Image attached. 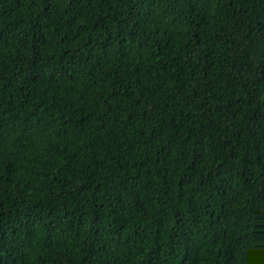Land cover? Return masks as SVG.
<instances>
[{
  "label": "trees",
  "instance_id": "1",
  "mask_svg": "<svg viewBox=\"0 0 264 264\" xmlns=\"http://www.w3.org/2000/svg\"><path fill=\"white\" fill-rule=\"evenodd\" d=\"M0 264H264V0H0Z\"/></svg>",
  "mask_w": 264,
  "mask_h": 264
}]
</instances>
